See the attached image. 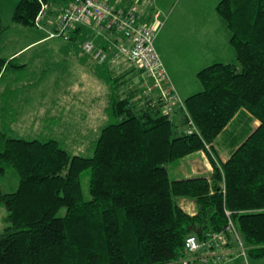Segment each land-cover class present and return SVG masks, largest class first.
<instances>
[{"label": "trees", "instance_id": "obj_1", "mask_svg": "<svg viewBox=\"0 0 264 264\" xmlns=\"http://www.w3.org/2000/svg\"><path fill=\"white\" fill-rule=\"evenodd\" d=\"M71 1L20 0L11 21L49 37ZM110 1L128 10L142 0ZM215 10L231 34L236 62H216L196 74L201 90L183 99L196 126L192 134L156 111H134L125 95L140 70L127 58L121 66L108 61L104 113L114 121L100 127L90 155L42 137L43 129L33 138L17 136L21 87L4 89L0 176L15 174L19 181L13 191L0 186L8 223L0 232V264H192L183 262L187 238L225 232L236 246L230 224L247 255L264 258V0H220ZM84 27L57 38L86 36L91 28ZM10 29L0 16V85H22L26 64L2 56ZM60 96L69 100L62 103ZM60 96L43 106L44 129L47 118L60 119V127L74 102L72 92ZM228 131L229 138L219 142ZM198 152H205L212 169L171 177L169 163ZM87 176L89 199L83 190ZM183 199L195 202L194 214L183 208Z\"/></svg>", "mask_w": 264, "mask_h": 264}, {"label": "rangeland", "instance_id": "obj_2", "mask_svg": "<svg viewBox=\"0 0 264 264\" xmlns=\"http://www.w3.org/2000/svg\"><path fill=\"white\" fill-rule=\"evenodd\" d=\"M19 1L20 0H0V12L1 18L4 21V26H8L10 24L9 14L12 11L11 7H16ZM219 1L220 0H174L171 8L167 12L168 16L165 19L167 20L169 16H171L169 23L165 27L167 34H170V36L173 37L191 38L195 36L203 39L206 35L214 37L216 33L215 31L219 28V24H222L220 17L215 12V7ZM51 24L49 22V29L53 30V23ZM84 28L88 30V28ZM22 30L23 29L20 28L19 30L17 29V32H12V29H10L8 31L7 38L12 35V39L17 41L19 44H22L24 41H28V37L22 33ZM88 33L89 35L94 34V36H96V46L105 47L107 49L106 53H109H107L109 58L106 62L112 61L117 64V66H121L125 61H127L125 58L116 59L114 57V45H125L128 43L122 36L119 35V37L122 38L121 41L118 39V35L114 32L108 34L104 32L103 34L97 36V34L93 32L92 28L88 31ZM87 35L88 34L86 33V36ZM85 40V38H82L80 44L79 42L74 43L75 46L72 48L80 50L81 44L83 45ZM57 42V40L52 39L49 42V45L46 44L37 47L29 53L30 56H27L31 57V59L29 61L25 59V62H22V64L26 62L30 64L27 69L29 76L26 81L22 83V87H27L25 84L30 82L35 83L37 87H31L29 91L25 90L23 92L24 94L21 95L22 106H25V108L22 115L18 118V124L14 125L13 130L19 137L33 138L40 135L39 132L43 129L42 137L59 138L67 143V147L70 151H72V153L90 155L92 153V143L97 139L96 137L99 135L100 127L114 121L112 118L110 119L109 115L104 113L107 101L105 94L107 93L110 85L108 72L106 70H108L107 68L111 63L105 62L106 64L104 63L98 68L95 65V60L87 54L91 58L83 56L82 58L84 60V64H82L81 61L78 60V52H68L63 54V52L60 51L61 48L57 45ZM162 43L165 44V42ZM12 45L18 44L14 43ZM78 45H80V47H78ZM176 52L178 55L174 57L171 55L172 61L176 64L188 66L190 62L194 61L191 50ZM69 53L74 54L75 57L73 58L69 56ZM159 53L161 52L159 51ZM50 56L51 58H49ZM64 56H68L69 58L64 60ZM221 58L225 61V63L236 62V58H231L227 55L221 56ZM215 59L217 60V58ZM198 63L202 62L199 61ZM204 67H206L205 64ZM65 91L72 92L75 95L73 105L69 107L70 109L68 110L67 115L65 114L66 117L60 127L57 128L56 125L60 122V119L47 118V120H43L44 122H48L46 128L44 129L41 118L45 114L46 108L43 109V106L47 105V101H51L53 97H59L61 94L65 95ZM60 98L62 103L69 100L68 96H60ZM229 136L230 134L228 131L224 133L218 141L224 142L229 138ZM229 151V149H225L224 152H221L224 159L228 157L227 153ZM198 159L201 160L200 155H194L190 158V161L180 160L171 164L169 163L171 177L176 178L180 175L178 170L179 168H176V166L180 163L181 168L186 167V165L190 166L191 164V167L196 170H198V166L203 167L204 164L201 163L202 160L199 161ZM208 161L205 159L203 162L208 164ZM16 180L19 181L15 174H10L5 177L2 176V178L0 176V186L7 191H13L18 186V182ZM83 190L86 199H89L90 192L88 176L83 180ZM181 204L188 207L187 201H181ZM6 217V208L4 206H0V232L4 231V229L8 226ZM248 257L250 259H256L250 256ZM261 264L264 263L262 262Z\"/></svg>", "mask_w": 264, "mask_h": 264}, {"label": "built area", "instance_id": "obj_3", "mask_svg": "<svg viewBox=\"0 0 264 264\" xmlns=\"http://www.w3.org/2000/svg\"><path fill=\"white\" fill-rule=\"evenodd\" d=\"M45 12L37 18L40 23ZM87 26L100 35L114 32L121 34L127 44L114 45L116 59L127 58L136 64L139 74L132 80L134 100L125 95L135 106L134 111L141 108L156 111L170 121L177 122L182 131L192 134L196 126L190 116L185 101L174 85L169 72L156 48V39L160 30L159 24H149L141 20L138 5L128 10L117 8L110 0H74L71 1L59 17L58 32L50 33L49 38L68 37L76 26ZM95 36L88 34L82 48L97 63H104L109 58L105 47L95 44ZM135 101V102H134ZM136 103V104H135ZM186 118L183 123L182 117ZM227 231L232 233L236 246L225 232H210L206 238L189 236L185 243L184 263L221 264L234 253L247 256V246L235 227L230 224Z\"/></svg>", "mask_w": 264, "mask_h": 264}, {"label": "crops", "instance_id": "obj_4", "mask_svg": "<svg viewBox=\"0 0 264 264\" xmlns=\"http://www.w3.org/2000/svg\"><path fill=\"white\" fill-rule=\"evenodd\" d=\"M173 1L174 0H142L141 5L139 6V13H140L141 20H143L144 22H147L151 25L159 24V26L161 27L159 30V33L157 35V39H156V48H157L158 52L160 51L162 53V54L161 53H159V54H160L165 66L169 72V75H170L174 85L176 86V89L178 90L179 94L185 100L186 98H188L189 96H191L195 92H198L201 89V86L199 85L196 74L200 70L205 68L204 64L207 67L211 63L212 64L216 63V62H224L225 63V61H223L221 56L227 55L228 57L236 58V52L230 43L231 34H230L226 24L224 23V21L221 18H220L221 19L220 21L222 24H219V26H218L219 28L215 31L216 33H215L214 37H212V36L209 37L206 35V37L203 39V38H198L195 36L191 37V38L173 37V36H170V34H167L165 27L169 23L171 16H169V18L167 20H165V19L168 16L167 12L171 8ZM117 3L119 5L118 1H117ZM123 3L124 2H122V5H123ZM121 7H123V6H121ZM11 8H12L11 9L12 11L9 14L10 24L8 26L11 27L12 32H15V31L17 32V29L19 30L20 28H22L23 29L22 33L26 37H28V41H24L22 44H19L17 41L12 39V35H10L9 38H7L8 37L7 36L6 38H4L5 40L3 41V44L6 48H5V51H3L2 56L7 57L9 60L14 59V58H19L21 63L25 62L24 61L25 59L27 61H29L31 59V57H27V56H30L29 53L31 51H33L34 49H36L37 47H40L42 45H46V44L49 45V42L53 39V40L58 41L57 45L61 48L60 51L63 52V54H66L68 52H70V53L71 52H78L77 57H78V60H80L82 64H84V60L82 58L83 56L91 58L87 54H84L82 44H81L82 51H81V49L75 50L74 48H72L75 46L74 43L79 42V44H80L82 38L86 39L87 36L85 37V35H83L81 37H78L76 40H69V39L67 40L65 38H49L47 32H45L44 30H38L36 28H26V27H23V26H20L17 24H13L11 21V17H12V14H13L15 7H11ZM65 8H66V5L60 6L59 15L64 11ZM215 12H216V10H215ZM0 16H1V12H0ZM1 20H2V18H1ZM2 24H4L3 20H2ZM8 26H4V27H8ZM84 26L85 25L80 26V27H84ZM94 33H96V32H94ZM97 36H98V34H97ZM95 38H96V36H95ZM118 39H120V41L122 40V38L119 37V35H118ZM162 42H165V44ZM14 43L18 44V45H12ZM160 46H162V47H160ZM78 47H80V45H78ZM63 49H65V50H63ZM183 50L184 51H187V50L192 51V56H193L194 61L190 62V64L188 66H181L179 64H176L171 59V55L173 57L178 55V53L176 51H183ZM70 53H69V56L74 58L75 57L74 54H70ZM49 58H51V56ZM63 58H64V60H66V58H69V57L64 56ZM215 58H217V60ZM199 61H201L202 63H198ZM26 63H24V64H26V67L28 69L30 64L28 62H26ZM104 63L100 64V63L95 62V65L99 68ZM106 63H108V62H106ZM230 63H233V62H230ZM198 64H200V65H198ZM206 64H208V65H206ZM139 72L140 71H138L135 75H133L132 78L134 76L138 75ZM26 79L24 80V82L26 81ZM130 81H131V88H132L133 87L132 80H130ZM30 83L25 84L27 87H22V85L20 83H18L19 85H16L15 83L14 84L4 83V84L0 85V107L3 106L2 104L4 103V100H5V98L3 99V91H4V89H6V87H9L12 91H15V92H16V89L21 87L20 91H22V93L20 94L19 98L22 99L21 95L24 94L23 92L25 90L29 91V89H31V87H37V85H35V83H33V82H30ZM127 94L130 95V97H132V99L134 100V98H133L134 93L132 92L131 89L126 93V95ZM15 95H12V98ZM74 100H75V95H74ZM73 103H72V105H73ZM141 104L142 103H139V105L138 104H136V105L140 106ZM24 108H25V106H21V108H19V111L17 112L19 116L22 115ZM0 112H4V111H2L0 108ZM18 121H19V119H18ZM259 124H260L259 121L255 120L253 123V126L257 127ZM194 155H200V158L202 161L200 159H198V160L201 161V163H203L204 166L203 167L198 166V170H196L195 168L191 167L192 164L190 166L186 165V167L181 168V163H180L178 166H176V168H179L178 170L180 172V175L191 176L193 174L198 173L199 171H202V170L207 171V170L212 169L210 162L206 158L205 152L195 153V154L187 157V159H185V160L190 161V158L193 157ZM205 159L208 161V164L203 162ZM201 163H198V164H201ZM182 201H187L188 207L183 206V204H182L183 208L186 211H188L192 214H194L196 212V204L193 200L188 201V199H183ZM259 259H261V260H259ZM259 259H257V260L256 259H250L248 257V255L245 258H244V256H236L235 255V256L231 257L230 259L226 260L224 263H221V264H261L262 262L264 263V258H259ZM258 262H260V263H258Z\"/></svg>", "mask_w": 264, "mask_h": 264}, {"label": "bare ground", "instance_id": "obj_5", "mask_svg": "<svg viewBox=\"0 0 264 264\" xmlns=\"http://www.w3.org/2000/svg\"><path fill=\"white\" fill-rule=\"evenodd\" d=\"M121 59H122V58H121ZM239 235H240V234H239ZM195 236H196V235H195ZM235 255H236V256H242V255H239L238 253H234L231 257H233V256H235ZM231 257H230V258H231ZM244 257H245V256H244ZM246 257H247V256H246ZM230 258H229V259H230ZM188 263H189V262H188Z\"/></svg>", "mask_w": 264, "mask_h": 264}]
</instances>
